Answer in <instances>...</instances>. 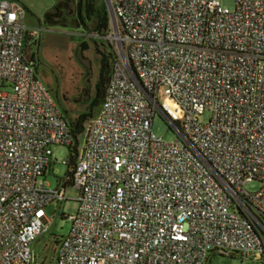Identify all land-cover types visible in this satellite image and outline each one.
Returning <instances> with one entry per match:
<instances>
[{
    "label": "built area",
    "instance_id": "1",
    "mask_svg": "<svg viewBox=\"0 0 264 264\" xmlns=\"http://www.w3.org/2000/svg\"><path fill=\"white\" fill-rule=\"evenodd\" d=\"M222 1L110 0L116 59L55 264H264V0ZM23 17L0 0V264H35L45 207L66 199L44 179L52 146L73 142L25 58ZM155 116L174 139L152 133Z\"/></svg>",
    "mask_w": 264,
    "mask_h": 264
},
{
    "label": "rangeland",
    "instance_id": "2",
    "mask_svg": "<svg viewBox=\"0 0 264 264\" xmlns=\"http://www.w3.org/2000/svg\"><path fill=\"white\" fill-rule=\"evenodd\" d=\"M24 10L23 24L36 35H27L24 41V55L28 60L33 57L35 75L56 102L66 119L75 117L86 110L95 95V86L99 78L100 53L114 54V47L105 38L88 34L74 26L72 19H67L64 26L60 23L45 22V14L50 11L54 0H15ZM113 1V0H111ZM103 2H105L103 0ZM106 4V2H105ZM222 4L231 8V0H223ZM107 6V5H106ZM112 46H110V45ZM85 92L86 95L82 96ZM89 100V101H88ZM99 106H93L97 112ZM209 119L206 112L201 121ZM151 131L163 140L175 138L173 130L167 123L155 116ZM82 136L78 139L77 148L81 147ZM70 154L65 145L52 146V162L44 175L49 188H56L68 170L64 161ZM259 183L252 181L244 188L247 191L258 189ZM66 199L62 202H50L45 207L44 231L33 243L35 264H55L59 240L66 235L70 221L65 217L77 208V190L67 184L64 189ZM61 212L62 214H59ZM239 258L216 257L210 264H239Z\"/></svg>",
    "mask_w": 264,
    "mask_h": 264
},
{
    "label": "trees",
    "instance_id": "3",
    "mask_svg": "<svg viewBox=\"0 0 264 264\" xmlns=\"http://www.w3.org/2000/svg\"><path fill=\"white\" fill-rule=\"evenodd\" d=\"M72 21L74 26L82 29L84 32L101 38H104L110 30L109 11L103 0H79L77 13L76 16L72 18ZM26 36L27 35L25 34L24 41H26ZM97 51L101 56L99 65V78L95 86V95L89 102L84 112L77 114L73 118L68 116L69 118L67 119L70 125L73 142L69 147L70 154L68 155V162L66 163L68 170L66 171L65 177L60 181L64 184V186L67 184L72 186V171L77 154L78 139L83 134L85 124L96 113V111L93 110V106H99L102 101L105 82L110 75L111 64L116 59L115 53L106 55L98 48ZM31 58L33 59L32 56ZM31 58L29 60L33 61ZM84 95H86L85 92L82 94V96Z\"/></svg>",
    "mask_w": 264,
    "mask_h": 264
},
{
    "label": "flooded vegetation",
    "instance_id": "4",
    "mask_svg": "<svg viewBox=\"0 0 264 264\" xmlns=\"http://www.w3.org/2000/svg\"><path fill=\"white\" fill-rule=\"evenodd\" d=\"M50 11L45 14V22L65 24L67 19L76 16L79 0H54Z\"/></svg>",
    "mask_w": 264,
    "mask_h": 264
},
{
    "label": "crops",
    "instance_id": "5",
    "mask_svg": "<svg viewBox=\"0 0 264 264\" xmlns=\"http://www.w3.org/2000/svg\"><path fill=\"white\" fill-rule=\"evenodd\" d=\"M23 19H24V17H23ZM27 29V31H26V35H36V34H34V33H32L33 31H30L28 28H26ZM49 167H50V165H49ZM48 167V168H49ZM48 168H47V170H48ZM46 173V172H45Z\"/></svg>",
    "mask_w": 264,
    "mask_h": 264
},
{
    "label": "water",
    "instance_id": "6",
    "mask_svg": "<svg viewBox=\"0 0 264 264\" xmlns=\"http://www.w3.org/2000/svg\"><path fill=\"white\" fill-rule=\"evenodd\" d=\"M104 1L106 2L107 8L109 10L110 0H104ZM106 84H107V81L105 82V86H106Z\"/></svg>",
    "mask_w": 264,
    "mask_h": 264
}]
</instances>
